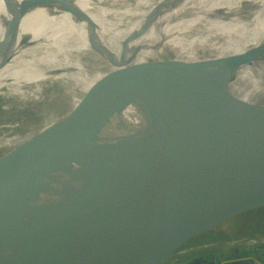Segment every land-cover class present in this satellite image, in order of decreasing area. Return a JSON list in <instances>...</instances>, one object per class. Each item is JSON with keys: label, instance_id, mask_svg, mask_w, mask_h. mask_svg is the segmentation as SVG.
<instances>
[{"label": "water", "instance_id": "95a60500", "mask_svg": "<svg viewBox=\"0 0 264 264\" xmlns=\"http://www.w3.org/2000/svg\"><path fill=\"white\" fill-rule=\"evenodd\" d=\"M256 51L202 60L184 89L182 115L157 121V137L123 145L95 176L64 167L54 172L73 157L66 144L63 151L49 144L30 161L9 160L36 152L21 146L42 124L2 152L0 233L35 196L45 197L30 205L33 221L18 225L23 239H14L17 251L5 254L13 239L0 240V264L177 261L215 242V233L235 228L245 214L253 220L264 212V105L243 103L224 84L232 68ZM216 67L213 90L199 106L200 83ZM119 76L135 86L129 73ZM108 92L119 96L117 88ZM72 114L80 123L77 111ZM86 154L77 159L90 163Z\"/></svg>", "mask_w": 264, "mask_h": 264}, {"label": "bare ground", "instance_id": "6f19581e", "mask_svg": "<svg viewBox=\"0 0 264 264\" xmlns=\"http://www.w3.org/2000/svg\"><path fill=\"white\" fill-rule=\"evenodd\" d=\"M129 1L0 0V93L14 102L6 101L7 109L15 106L48 115L21 146L36 152L9 160L30 161L44 155L41 150L49 144L60 151L66 144L64 150L73 157L54 172L61 173L64 167L73 175L95 176L123 145L157 137V121L170 123L182 115L183 92L195 68L178 73L177 82L162 79L167 70L174 72L172 65L198 63L248 47L258 51L236 64L224 84L243 103L264 105V0ZM141 72L149 76L139 92H132L135 88L128 84L122 87V82L119 87L113 84L119 74L134 77ZM216 73L217 67L210 69L200 83L199 106L213 90ZM56 88L59 93H54ZM116 88L121 89L119 96L108 92ZM62 95L67 101L52 111ZM4 124L1 128L9 131L22 120ZM28 127L23 133L1 134L0 147L25 139L33 124ZM54 129L55 136L43 137ZM85 150L88 164L77 159ZM54 176L41 188L46 189ZM44 197L42 192L35 196L0 233V240L13 239L6 242L5 254L16 247L14 239H23L18 225L33 221L30 205L40 204L37 200Z\"/></svg>", "mask_w": 264, "mask_h": 264}, {"label": "rangeland", "instance_id": "374dc122", "mask_svg": "<svg viewBox=\"0 0 264 264\" xmlns=\"http://www.w3.org/2000/svg\"><path fill=\"white\" fill-rule=\"evenodd\" d=\"M199 63H200V61L198 63L197 62H192V63H188V64L187 63L174 64L175 66L172 65V70L174 72L170 73L169 70H167V72H166V73H168L167 76L165 74V76L162 79H164V80L173 79L174 82H177V77L179 75L178 73H180V75L183 74V71L187 70L186 67H192L193 66V68L196 69V67L198 66L196 64H199ZM164 67H168V65H165ZM147 73H145V72H141V74L138 73L136 76H134L136 78L133 77V74L129 73L130 76L133 77L134 84H136L134 87L133 86L129 87V88H135L136 89V90L132 89V90H134L132 92H139L141 89L140 90H138V89H139V87L141 85L142 86H146V84H144V81H146L147 77L149 76V74H147ZM142 74H143V76H142ZM168 76H169V78H168ZM119 77H121V76H119ZM119 77H118V79L116 78L117 80H115V82L113 84H115V85L117 84L116 87H119V85H121V82H122V87H123V84H127V83H125V81L121 79L123 77H121V78H119ZM118 81L120 83H118ZM139 82H141V83H139ZM161 83L164 86V83L163 82H161ZM154 84H156L155 81H154ZM154 84H152V85H154ZM150 85H149V88H150ZM107 87H108V85H107ZM142 88H144V87H142ZM119 90H121V89H119ZM50 91H51V89H48V91H46V92L49 93ZM56 92L59 93L60 92V88H56L54 90V93H56ZM143 94H144L145 97H148V95H146L144 92H143ZM67 99H65V96L62 95L59 98V100L54 105L51 106L52 111L55 110L56 108H59L57 110H60V108H62V105L60 106V104H62L63 102H66ZM145 99H147V98H145ZM6 101L7 102L11 101V103H14L13 100H9V99L5 100L3 98V93H0V124H1L0 125V135L3 134V133H4V135H8V134H11V133H23L27 129H29L28 126H30L32 124H33V127L30 128V132L32 130L35 131L41 124L42 125L44 124L43 122L46 120V117L48 116V115L44 116V115L41 114V112L32 111L31 109L30 110H28V109H23V110L15 109V106H10L7 109L8 106H7V102ZM44 105L45 104H43L40 107V109L38 108L39 107L38 106L37 107L38 110L40 111L41 109H43ZM18 120H20V121L22 120V124H21V126H19L17 128H13V130L9 129V131H8V129L6 130V129H2L1 128L2 125H5L4 123H6V124L10 123L11 124V123H13L15 121H18ZM55 129L53 131H51V132L46 133L43 137L46 138V137L55 136V134H56ZM100 145H102V144H100ZM12 146H10V147H12ZM10 147H0V154L2 152L6 151L7 149H9ZM214 238H215L214 241H221V242H223L226 245H230V244H234V243H238L240 245H242V244L243 245H247L248 242L246 241V239L247 240L248 239H255L256 242L252 244L254 246L253 252H254V254L256 256H259L261 258L260 260L263 261V264H264V212H262V211L255 212V216H254L253 220H249V215L247 216L245 214L243 216V219H242V221H241V223L239 225H236L235 228L233 227V228H231L230 230H228L227 232H225L223 234H216L215 233L214 234ZM260 239H263V240H260ZM203 249L207 250L208 248L204 247ZM239 250L242 251V252H245L244 254L249 253L248 249L246 247L240 248ZM196 256H197V254H196ZM186 258L191 259L190 255L187 256Z\"/></svg>", "mask_w": 264, "mask_h": 264}, {"label": "crops", "instance_id": "0c3cea01", "mask_svg": "<svg viewBox=\"0 0 264 264\" xmlns=\"http://www.w3.org/2000/svg\"><path fill=\"white\" fill-rule=\"evenodd\" d=\"M244 247L248 249L249 253L244 254L245 252L239 250L240 248H244ZM203 248L193 254L194 255L197 254V256H199L200 258H205V259L214 258L216 264L229 262L233 260H235V264H251L250 260L252 258L261 259L259 256H256L254 254L253 252L254 246L250 245L249 243L247 245H243V244L240 245L238 243L226 245L221 241H215L212 244L205 246V248H208L207 250H204ZM233 251H234V255L230 257L231 255L228 254H230ZM190 261L191 259L184 257L178 261V264H189Z\"/></svg>", "mask_w": 264, "mask_h": 264}, {"label": "built area", "instance_id": "2783aa9c", "mask_svg": "<svg viewBox=\"0 0 264 264\" xmlns=\"http://www.w3.org/2000/svg\"><path fill=\"white\" fill-rule=\"evenodd\" d=\"M260 240H263V239H260ZM247 242L252 245L253 243L256 242L255 239H248ZM246 242V243H247ZM178 261H170V262H164V263H160V264H178ZM251 264H263V261H261L260 259H257V258H252L250 260ZM209 263H215L216 264V261L214 260V258H200L199 256L196 257L195 260H192L190 261L189 264H209Z\"/></svg>", "mask_w": 264, "mask_h": 264}, {"label": "trees", "instance_id": "16d2710c", "mask_svg": "<svg viewBox=\"0 0 264 264\" xmlns=\"http://www.w3.org/2000/svg\"><path fill=\"white\" fill-rule=\"evenodd\" d=\"M228 255H231L230 257H232V256L234 255V251H233V252H231V253H230V254H228ZM196 257H197V256H196V255H194V254L190 256V258H191L192 260H195V259H196Z\"/></svg>", "mask_w": 264, "mask_h": 264}]
</instances>
